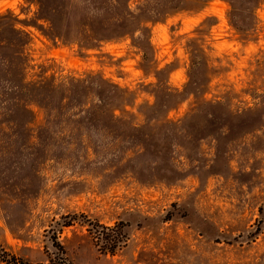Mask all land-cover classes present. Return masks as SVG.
Segmentation results:
<instances>
[{
	"label": "rangeland",
	"instance_id": "374dc122",
	"mask_svg": "<svg viewBox=\"0 0 264 264\" xmlns=\"http://www.w3.org/2000/svg\"><path fill=\"white\" fill-rule=\"evenodd\" d=\"M203 1L0 0L3 250L264 264V0Z\"/></svg>",
	"mask_w": 264,
	"mask_h": 264
},
{
	"label": "trees",
	"instance_id": "16d2710c",
	"mask_svg": "<svg viewBox=\"0 0 264 264\" xmlns=\"http://www.w3.org/2000/svg\"><path fill=\"white\" fill-rule=\"evenodd\" d=\"M209 0H205L201 3V7L199 9H197V11H199L200 9L203 8V6H205L207 4ZM42 82L40 83H33L34 84V88L36 90H39L40 85ZM64 84V83H63ZM8 88L7 91L9 93H11L12 91L16 90V86L15 85H10V83H7ZM71 226L70 223L64 224L62 225V227H69ZM90 229L92 230L93 227H90ZM94 231H90L93 232L92 235L94 236V238L96 239L97 243H101L103 247V251H105V253L113 255L115 253V251L118 249L119 244H123L124 243V239L123 237L119 236L117 231L115 230V228H104L101 227V231H98L97 229H93ZM54 248L56 250V254H54L51 257H47L45 262L42 263H29L26 261H23L20 258H17L14 255H11L9 253H7L5 250H3L0 247V264H73L66 252L64 251L63 247L59 244L56 243V245H54Z\"/></svg>",
	"mask_w": 264,
	"mask_h": 264
}]
</instances>
